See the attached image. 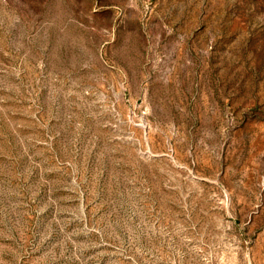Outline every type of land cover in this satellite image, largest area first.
Here are the masks:
<instances>
[{
	"label": "rangeland",
	"instance_id": "1",
	"mask_svg": "<svg viewBox=\"0 0 264 264\" xmlns=\"http://www.w3.org/2000/svg\"><path fill=\"white\" fill-rule=\"evenodd\" d=\"M0 264H264V0H0Z\"/></svg>",
	"mask_w": 264,
	"mask_h": 264
}]
</instances>
